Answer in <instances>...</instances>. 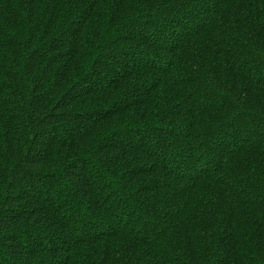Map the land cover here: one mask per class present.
<instances>
[{
	"label": "trees",
	"instance_id": "16d2710c",
	"mask_svg": "<svg viewBox=\"0 0 264 264\" xmlns=\"http://www.w3.org/2000/svg\"><path fill=\"white\" fill-rule=\"evenodd\" d=\"M0 264H264V0H0Z\"/></svg>",
	"mask_w": 264,
	"mask_h": 264
}]
</instances>
